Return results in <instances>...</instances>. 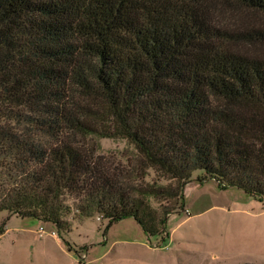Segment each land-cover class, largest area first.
I'll return each instance as SVG.
<instances>
[{
  "label": "trees",
  "instance_id": "obj_1",
  "mask_svg": "<svg viewBox=\"0 0 264 264\" xmlns=\"http://www.w3.org/2000/svg\"><path fill=\"white\" fill-rule=\"evenodd\" d=\"M232 1L264 19V0ZM213 5L0 0V212L133 219L151 240L197 171L264 201V24H215ZM90 137L134 145L178 202L155 208Z\"/></svg>",
  "mask_w": 264,
  "mask_h": 264
},
{
  "label": "rangeland",
  "instance_id": "obj_2",
  "mask_svg": "<svg viewBox=\"0 0 264 264\" xmlns=\"http://www.w3.org/2000/svg\"><path fill=\"white\" fill-rule=\"evenodd\" d=\"M213 2L214 9L205 6L201 11L215 24H228L233 30L244 21L264 24L262 17L232 0ZM78 141L97 157L133 169L132 182L151 188L158 196L150 198L155 208L178 202L158 194L161 188L174 190L178 185L150 168L134 145L100 137ZM182 193L183 203L179 200L177 211L169 216L163 239L150 240L133 219L109 227L101 218L81 219L72 214L58 227L2 211L0 264H264V201L223 188L200 171Z\"/></svg>",
  "mask_w": 264,
  "mask_h": 264
},
{
  "label": "built area",
  "instance_id": "obj_3",
  "mask_svg": "<svg viewBox=\"0 0 264 264\" xmlns=\"http://www.w3.org/2000/svg\"><path fill=\"white\" fill-rule=\"evenodd\" d=\"M39 231L40 232H43L44 231V228L40 227Z\"/></svg>",
  "mask_w": 264,
  "mask_h": 264
}]
</instances>
